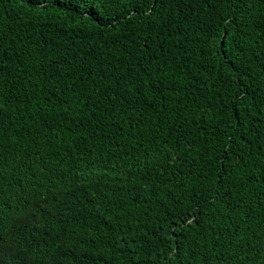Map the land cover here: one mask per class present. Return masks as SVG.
<instances>
[{
  "label": "trees",
  "instance_id": "obj_1",
  "mask_svg": "<svg viewBox=\"0 0 264 264\" xmlns=\"http://www.w3.org/2000/svg\"><path fill=\"white\" fill-rule=\"evenodd\" d=\"M63 3L0 0L4 264H264V0Z\"/></svg>",
  "mask_w": 264,
  "mask_h": 264
},
{
  "label": "snow or ice",
  "instance_id": "obj_2",
  "mask_svg": "<svg viewBox=\"0 0 264 264\" xmlns=\"http://www.w3.org/2000/svg\"><path fill=\"white\" fill-rule=\"evenodd\" d=\"M49 0H36V3L43 6ZM164 0H65V3L59 5L62 7H73L79 11L81 15H92L93 12L100 14L101 11L105 15L109 12L113 13V19L108 21L110 26L119 23L120 19L133 17H150L155 18V13ZM103 18V17H102ZM32 258H23L21 264H32ZM6 255L0 252V264H4ZM48 264H56V262L49 261Z\"/></svg>",
  "mask_w": 264,
  "mask_h": 264
}]
</instances>
